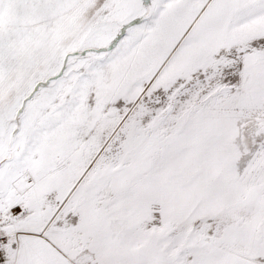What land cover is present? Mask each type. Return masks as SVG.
I'll use <instances>...</instances> for the list:
<instances>
[{
	"label": "snow or ice",
	"instance_id": "obj_1",
	"mask_svg": "<svg viewBox=\"0 0 264 264\" xmlns=\"http://www.w3.org/2000/svg\"><path fill=\"white\" fill-rule=\"evenodd\" d=\"M0 264H264V0H0Z\"/></svg>",
	"mask_w": 264,
	"mask_h": 264
}]
</instances>
